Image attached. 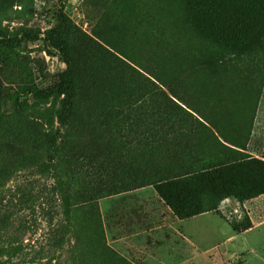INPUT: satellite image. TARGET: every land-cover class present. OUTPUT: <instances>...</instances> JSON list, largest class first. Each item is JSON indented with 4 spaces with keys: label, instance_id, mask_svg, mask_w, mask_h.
Masks as SVG:
<instances>
[{
    "label": "rangeland",
    "instance_id": "obj_1",
    "mask_svg": "<svg viewBox=\"0 0 264 264\" xmlns=\"http://www.w3.org/2000/svg\"><path fill=\"white\" fill-rule=\"evenodd\" d=\"M215 10L213 0H0V158L9 173L0 264H241L205 245L196 255L156 190L164 177L245 157L261 164L228 186L264 187V37L239 54L213 35ZM221 11L224 26L230 13ZM260 11L249 12L252 23ZM18 92L29 94L25 113L12 107ZM34 92L43 100L31 103ZM50 154L48 173L40 164ZM222 186L199 184L182 213L211 206L204 213L231 227L251 224L248 200L222 198ZM251 238L264 259V226Z\"/></svg>",
    "mask_w": 264,
    "mask_h": 264
},
{
    "label": "trees",
    "instance_id": "obj_2",
    "mask_svg": "<svg viewBox=\"0 0 264 264\" xmlns=\"http://www.w3.org/2000/svg\"><path fill=\"white\" fill-rule=\"evenodd\" d=\"M213 2L217 4V10H215L217 24L214 25L212 33L218 40L232 45L234 48H236V51L239 54L249 53L252 48L259 45L261 39L264 37V0H262L261 3H257V0H213ZM252 6L254 10H251ZM224 7H228L230 15L226 16L225 19L228 21V23L224 26H220V16L222 15L220 12H222L221 10ZM259 9L261 10L260 19L258 23H252L249 18V12L257 11ZM4 42L5 40L1 41L2 45ZM58 44H60V49L63 50V43L58 42ZM72 79L73 74L72 71L69 70L65 73L63 80V87L65 86V96L68 97L67 99L69 101L71 98L70 92ZM32 95L36 102L43 100L42 95L36 92H34ZM27 96H29L28 92H18L14 93L13 96L11 95L10 100L12 102V107L18 112L25 113V111L30 109L28 101L24 99H27ZM69 101L67 107L71 108L72 105ZM67 114L69 117L72 116V111L68 112ZM61 122H63V125L66 123V121ZM4 123V120L0 121V128ZM53 142L54 141H52V143ZM55 144L56 142H54L52 146ZM8 152L13 155L18 154V151L15 152L14 147H11ZM52 161L53 158L50 154L49 157L47 155V160L40 164L45 172L49 173L56 170V164ZM233 162L234 163L228 165L221 164L219 166H212L195 173V175L190 177H187L186 175H173L164 177L157 182V193L161 199L178 214L180 219L191 218L204 212L215 210V208L208 206L205 209H198L196 211L182 213V204H187L188 199L194 195V193L196 194L199 184H202L207 188H211V186H213L217 180H221L223 182L222 198L232 197L241 202L264 194V187L258 186L256 182H254L249 187L241 186L243 188L228 186V181L230 179L235 180L234 178L251 177L253 175L252 171L254 168L261 164L257 160L249 159L247 157ZM3 163L4 159L0 158V188L2 186V181L5 180L9 174L8 168L5 165H2ZM54 176L56 177V175ZM58 188L61 193L66 192L65 186L61 181L58 184ZM69 200V195L65 194L63 201L65 208L68 211L72 205V203H68ZM250 227L251 224L248 220H245L242 225H232V228L235 232L245 231Z\"/></svg>",
    "mask_w": 264,
    "mask_h": 264
},
{
    "label": "crops",
    "instance_id": "obj_3",
    "mask_svg": "<svg viewBox=\"0 0 264 264\" xmlns=\"http://www.w3.org/2000/svg\"><path fill=\"white\" fill-rule=\"evenodd\" d=\"M243 205L249 210L251 221V227L245 231L235 232L215 213H203L192 218L175 220L171 227L193 246L196 255L202 254L198 246L205 245L209 249L207 253L222 249L230 262L240 257L243 258L241 264H247L250 258L264 264V259L257 253L258 250L251 245L252 233L264 226V194L246 201Z\"/></svg>",
    "mask_w": 264,
    "mask_h": 264
},
{
    "label": "water",
    "instance_id": "obj_4",
    "mask_svg": "<svg viewBox=\"0 0 264 264\" xmlns=\"http://www.w3.org/2000/svg\"><path fill=\"white\" fill-rule=\"evenodd\" d=\"M30 101H31V103H33V102H34V99H33V98H31V100H30Z\"/></svg>",
    "mask_w": 264,
    "mask_h": 264
}]
</instances>
